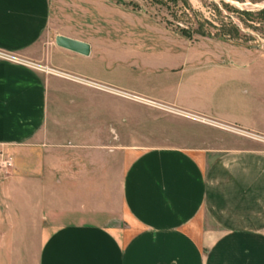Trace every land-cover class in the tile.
<instances>
[{
  "label": "crops",
  "instance_id": "obj_1",
  "mask_svg": "<svg viewBox=\"0 0 264 264\" xmlns=\"http://www.w3.org/2000/svg\"><path fill=\"white\" fill-rule=\"evenodd\" d=\"M50 20V0H0V150L15 155L0 171V264H264L263 146H120L133 152L121 171L101 145L147 144L121 112L138 101L264 144L252 64L180 54L163 79H120L118 62L90 65L92 46L43 44Z\"/></svg>",
  "mask_w": 264,
  "mask_h": 264
},
{
  "label": "rangeland",
  "instance_id": "obj_2",
  "mask_svg": "<svg viewBox=\"0 0 264 264\" xmlns=\"http://www.w3.org/2000/svg\"><path fill=\"white\" fill-rule=\"evenodd\" d=\"M50 4L51 38L43 44L59 33L85 40L96 57L90 65L102 71L103 59L118 62L120 79H163L164 73L156 69L181 61L180 54H185L221 64L251 63L248 76L264 80V0H50ZM12 56L48 71L32 53ZM234 76L241 75L221 77ZM138 102L137 107L123 103L121 112L147 144H101L107 159L121 171L133 152L122 153L121 158L120 146L264 147L241 128L189 118L167 104ZM121 135L123 140L133 137L125 127ZM5 154L15 161V155Z\"/></svg>",
  "mask_w": 264,
  "mask_h": 264
},
{
  "label": "water",
  "instance_id": "obj_3",
  "mask_svg": "<svg viewBox=\"0 0 264 264\" xmlns=\"http://www.w3.org/2000/svg\"><path fill=\"white\" fill-rule=\"evenodd\" d=\"M55 43L62 48L83 55H89L91 51V45L89 42L75 37L67 36L64 34H57L55 36Z\"/></svg>",
  "mask_w": 264,
  "mask_h": 264
},
{
  "label": "built area",
  "instance_id": "obj_4",
  "mask_svg": "<svg viewBox=\"0 0 264 264\" xmlns=\"http://www.w3.org/2000/svg\"><path fill=\"white\" fill-rule=\"evenodd\" d=\"M13 168V159L8 154H5L2 150H0V171L8 174L13 170Z\"/></svg>",
  "mask_w": 264,
  "mask_h": 264
}]
</instances>
